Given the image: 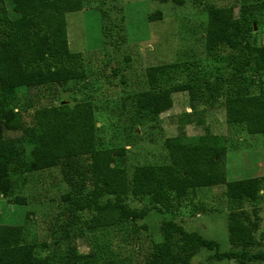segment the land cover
Instances as JSON below:
<instances>
[{"label":"trees","instance_id":"trees-1","mask_svg":"<svg viewBox=\"0 0 264 264\" xmlns=\"http://www.w3.org/2000/svg\"><path fill=\"white\" fill-rule=\"evenodd\" d=\"M156 1L166 3L169 0ZM84 2L0 0V194H11L14 187L12 174L57 167L69 188L61 195V201L74 208L92 210L89 218L81 220L80 227L93 231L112 226L120 219H141L149 210L128 208L118 202H98L108 193L111 165L115 158L124 156L125 148L97 147L94 106L89 100L77 101L71 106L59 104L37 108L31 113L32 126L21 124L11 106L19 88L62 85L85 78L84 71L75 65L77 54L68 50L65 20L67 13L81 10ZM246 3L241 2L236 14L232 6L206 8L204 50L226 46L231 51L219 59L223 64V75L218 73L212 80H199L201 71L191 62L148 66L144 71L146 89L132 96L135 109L141 114L157 117L171 108L172 93L186 92L190 101L204 93L211 104L220 95L226 124H245L246 131L262 134L264 138V78L260 81V92L252 95L248 92L252 80L247 75L251 72L264 76V48L252 45L247 39L255 22L256 8ZM6 4H10V11ZM160 19L159 11L148 16L149 21ZM181 72L187 74V81L179 80ZM189 116L184 115L185 119ZM6 131H18L33 143L27 158L21 141L4 136ZM181 138L164 139V164L133 166L127 182L130 196L138 200L147 198L152 209H177L198 189L214 186H223L225 197L232 204L259 199L264 177L226 180V148L220 136L203 135L194 141ZM83 159L88 163L87 169L79 166ZM25 202L23 196L13 197L14 204ZM75 215L72 213L69 220L58 225L61 236L58 241L65 242L76 236L72 225L79 217ZM250 215L239 208L227 213L226 232L230 247L227 251H220L215 240L196 231L188 232L173 220H162L159 224L162 240L150 248L140 264H189L190 258L202 249L212 251L211 257L218 261L264 262V250L250 251L257 243V208ZM20 231L16 227L4 230V239L0 242L10 240L15 243L0 245V264H46L51 256H37L33 244L19 242ZM64 246L65 253L55 264H98L93 254H80L71 243ZM40 247L44 248L46 244Z\"/></svg>","mask_w":264,"mask_h":264},{"label":"rangeland","instance_id":"rangeland-1","mask_svg":"<svg viewBox=\"0 0 264 264\" xmlns=\"http://www.w3.org/2000/svg\"><path fill=\"white\" fill-rule=\"evenodd\" d=\"M241 2L253 4L256 8L253 13L255 22L247 39L252 45L264 48V0H169L166 3L156 0H85L81 10L67 13V47L69 52L77 54L75 65L84 71L85 78L62 85L19 88L11 102L12 109L21 124L32 126L31 113L37 108L91 101L97 127V147L125 148L124 156L114 159L108 176V193L98 202H118L128 208L149 210L141 219L124 218L112 226L86 231L80 227V222L89 218L93 211L74 208L61 201V195L69 188L59 169L27 170L23 174H12L14 187L9 196L0 194V240L6 228H19V242L33 244L37 256H51L46 264L59 261L65 253L64 245L68 243L73 244L80 254H93L98 264H140L150 248L162 240L159 230L162 220H173L188 232L196 231L215 240L220 251H227L230 249L227 213L239 208L250 215L257 208V243L250 251L264 250V181L259 199L254 202L232 204L225 197L224 187L214 186L198 189L177 209H152L147 198L138 200L127 192L129 174L134 165L164 164V139L168 137L194 141L203 135L220 136L226 148L227 181L264 177L263 135L246 131L245 124H226L220 95L211 104L204 93L193 101L186 92L172 93L171 108L157 117L139 113L132 101L135 92L146 89L144 71L151 65L195 63V68L201 71L197 74L202 81L212 80L218 73L223 75V64L219 59L231 51L226 46L204 50L206 8L232 6L236 14ZM6 7L10 11V4ZM156 11L161 13V19L149 21L148 16ZM181 73L179 80L187 81V74ZM247 75L252 80L248 92L258 94L264 76L251 72ZM185 114L190 115L188 119ZM22 135L18 131L4 132V136L21 141L27 158L33 143ZM79 166L87 169L88 163L83 159ZM16 195L25 197V204H14ZM72 213L80 218L71 226L76 236L65 242L58 241L61 238L58 225L69 220ZM14 243L4 240L0 245ZM43 243L46 244L44 248L40 247ZM212 253L202 249L190 258L189 264H238L233 260H215Z\"/></svg>","mask_w":264,"mask_h":264}]
</instances>
